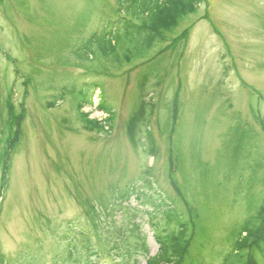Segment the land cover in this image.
<instances>
[{"label": "rangeland", "instance_id": "obj_1", "mask_svg": "<svg viewBox=\"0 0 264 264\" xmlns=\"http://www.w3.org/2000/svg\"><path fill=\"white\" fill-rule=\"evenodd\" d=\"M117 8L118 0H0V253L8 264L76 258L82 235L99 256L93 264H111L102 228L116 226L138 225L134 234L146 236V256L135 252L139 264L159 247L171 252L177 229L160 221V201L170 198L183 211L171 179L199 219L185 263L221 264L226 251L234 258L239 235L244 241L248 234L246 220L260 223L264 0H207L170 36L189 28L187 38L175 45L168 38L120 68L111 51L124 55L123 34L136 21ZM81 85L92 94L82 109L88 120L104 123L101 100L115 113L108 134L75 111L72 94ZM141 93L143 128L136 121ZM8 99L21 117L15 125ZM16 130L19 143L9 150ZM133 185L137 195L110 207L111 198ZM86 203L98 209L99 224L87 219ZM259 255L260 248L252 256L261 264Z\"/></svg>", "mask_w": 264, "mask_h": 264}, {"label": "trees", "instance_id": "obj_2", "mask_svg": "<svg viewBox=\"0 0 264 264\" xmlns=\"http://www.w3.org/2000/svg\"><path fill=\"white\" fill-rule=\"evenodd\" d=\"M203 1L204 0H144L143 2H134L133 4H136V7L134 8L133 4L122 3L120 0H118L117 11L125 12L134 21H136V23L128 25L126 31L129 32V34H127L126 32L123 34L126 40L125 42H123V47L121 48L124 51V55L122 57L116 55L115 49H113L110 56L113 59H116V62L111 60L110 61L116 63L118 68H120L123 64H129L131 59L135 58L136 60L138 58H143L149 52H152L156 45L162 44L168 38L172 40L171 44L173 45H175L178 41L185 39L187 30H185L180 36L178 35L179 37L177 36L172 39L170 36L173 32H175L179 22L191 13H194L198 6L203 3ZM165 49H161L158 54H161ZM25 84H27V82H25ZM86 86L88 85H81L76 95L74 96V94H72L75 111L86 123L92 125L98 131L103 132L105 126H107L108 129H112V121L115 113L110 107L106 105L103 100L98 103L97 110L103 112L106 115V118L104 120L105 124H102L99 121L88 120V115L82 112V109L85 105L92 104V94H85L83 92V87ZM93 88V91H95L96 88L98 89V86L93 85ZM141 95L140 105L138 108L139 113L136 114V121L137 123L141 122V127L143 128L146 124V121L143 118L145 102L143 93H141ZM177 97L178 93H175V104H177ZM6 109L9 118L8 121L13 125L18 123L21 117L13 113L14 107L10 99L6 101ZM174 109L176 113L172 114L171 117V124L169 129L170 136L174 135L177 118V106ZM137 126L138 124L135 125L136 128ZM147 133L149 132L147 131ZM17 135L18 133L16 130L13 134L12 140L9 141L10 144L16 141ZM147 140L149 145V154L154 155L155 148L153 146L152 140L149 138V136H147ZM170 161L171 157L169 159V162ZM170 184L174 188L176 195L179 197L181 203L183 204V211H179L175 206H173L170 198H168V204H166L164 200H161L160 205L163 206V209L160 212V221L164 220V223H166L167 226H172L173 228L177 229L176 236L172 243V245L176 246L173 248L172 246L170 247L171 252L168 251V248L160 247L159 252L155 256L149 257L145 260V264H190L189 262L185 263V261L186 257L190 258L187 255V249L194 235L193 225L195 224V222L199 223L198 214L197 210L193 208L191 204H189L188 200L183 196L181 189L175 183V180L171 179ZM126 191L120 193L118 197L111 198L109 202L110 207L120 208L121 206H123L122 204L124 202H127L132 195L138 194L137 191H135L134 185L128 192ZM143 196L146 197L144 194ZM157 205L158 204L155 205V208L157 207ZM86 206L89 207L84 212L87 219L89 220V222L92 223L94 221L97 224V220L100 215L98 213V209L94 205H90L89 203H86ZM257 217L258 222L260 221V225L257 227L250 226V220H246L244 228L248 230V234L244 236L245 240L240 241V234L239 240L235 244L236 246L239 245L240 247L232 251V253L234 254V258L229 260L228 254L226 255V251L223 254L221 264H258L253 258V254L249 253V250L251 249L250 246H252L255 251L260 248L259 259L260 262L264 264V253L261 250V245L264 243V205H262L258 209ZM138 227V225H131L129 230L121 229V226H116L113 228L108 227L106 229L105 227L102 228L103 232L105 233V240L107 242L105 253L108 252L109 254H111V264H139V261L135 259V257L137 258V254L135 253L136 250H139V254H143L144 256H146V236L141 233L134 234V231H137ZM156 228L157 226L155 225L154 229ZM170 231H172V229ZM156 233H159V230L156 229L154 238ZM188 235H191V237L187 238ZM82 236L83 241L81 242V253L73 256L76 258H71L68 254L64 257L62 256L61 260L58 262L55 261L54 264H93L91 257L97 256V258H99V256L96 251L91 248V243L89 242L88 237L86 235ZM134 236L136 244L134 245V247H132L130 238H133ZM235 251H237V253H235ZM82 254H85V256H81ZM0 264H8L1 253ZM28 264L33 263L30 262Z\"/></svg>", "mask_w": 264, "mask_h": 264}]
</instances>
